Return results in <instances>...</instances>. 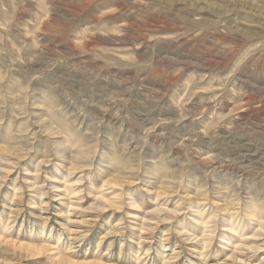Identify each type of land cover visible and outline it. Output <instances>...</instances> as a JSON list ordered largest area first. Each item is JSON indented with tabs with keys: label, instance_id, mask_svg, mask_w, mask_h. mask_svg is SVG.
<instances>
[{
	"label": "rangeland",
	"instance_id": "obj_1",
	"mask_svg": "<svg viewBox=\"0 0 264 264\" xmlns=\"http://www.w3.org/2000/svg\"><path fill=\"white\" fill-rule=\"evenodd\" d=\"M0 264H264V0H0Z\"/></svg>",
	"mask_w": 264,
	"mask_h": 264
}]
</instances>
